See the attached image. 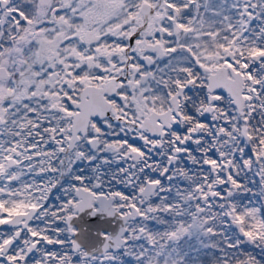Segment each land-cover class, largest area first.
<instances>
[{
	"label": "snow or ice",
	"instance_id": "snow-or-ice-1",
	"mask_svg": "<svg viewBox=\"0 0 264 264\" xmlns=\"http://www.w3.org/2000/svg\"><path fill=\"white\" fill-rule=\"evenodd\" d=\"M0 264H264V0H0Z\"/></svg>",
	"mask_w": 264,
	"mask_h": 264
}]
</instances>
